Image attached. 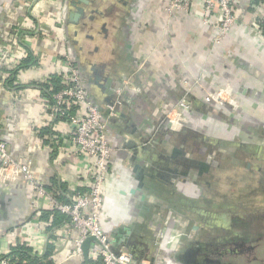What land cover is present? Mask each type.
I'll use <instances>...</instances> for the list:
<instances>
[{"label":"crops","instance_id":"0c3cea01","mask_svg":"<svg viewBox=\"0 0 264 264\" xmlns=\"http://www.w3.org/2000/svg\"><path fill=\"white\" fill-rule=\"evenodd\" d=\"M60 1L47 0L52 8L47 6L46 10L57 11ZM63 1L66 6L67 35L74 38L76 29L79 34L76 36L80 37L79 43L72 41L70 44L75 61L81 71V61L89 71L91 64L97 60L106 62L104 75L114 78L116 98V90L127 79L126 76H131L134 64L146 63L143 71L134 76L133 82L129 81L122 92V120L117 117L110 123L116 146H120L122 138L139 142L145 139L156 128L158 118L155 112L163 106L165 109L174 106L190 85L189 98L193 111L189 116L199 120L195 122V127L199 124L198 129L202 132L205 130L220 138L238 137L241 131L235 124L236 119L251 122L259 121V118L264 120V40L257 33V25L261 29L264 25V11L259 9L260 5L264 8V0L259 4L256 0H235L239 14L237 25L225 39L217 42L213 39L212 24L218 22V10L213 12V19L210 20L213 23L206 24L199 0H193L188 10L177 12L172 20L165 11L167 0H116L113 4L116 18L111 23V31L109 28L110 37L105 39L99 35L96 40L102 50H105L104 44L107 46L106 52L101 51L100 59L89 55L94 43L81 40L83 25L80 15L75 21L70 19L72 14H81L80 11L88 4L80 0H77V5L73 4L74 0ZM21 3V0H0L2 19L8 21L19 17ZM94 7L102 9L98 3ZM104 13L103 20L107 15L106 11ZM102 22L107 24L106 21ZM54 23L52 20V30H56ZM119 30L122 31L120 35ZM115 32L117 34L114 36ZM35 45L38 47L40 42ZM40 48L44 51L43 47ZM124 55L128 61L120 58ZM30 56L33 57L32 62L24 67L23 63ZM30 56L23 59L21 67L24 69L19 77L25 89L24 95L13 91L0 94V132H3L0 137L9 141L11 154L16 159L32 163L37 177L46 186L57 178L67 184L69 194L75 185L84 181L80 166L83 163H79L63 146L61 136L65 124L51 117L44 104L45 94L39 82L41 76L46 74V65L38 61L31 49ZM13 80L9 82L10 86H13ZM90 83L92 85V81ZM98 83L99 86L105 84L104 81ZM225 83L233 84L238 90L242 109L237 114L229 108L226 115L221 114V117L211 109L206 111L203 95ZM100 89L97 93L102 103H97L105 109L110 103L106 101L108 95L104 89ZM89 90L94 97L93 90ZM46 127L52 128L55 133L49 143L39 135L41 129ZM174 140L170 137L165 143L169 147ZM186 141L190 157L195 158L203 153L197 149L195 137L188 135ZM164 145L156 144L152 150L143 148L136 160L130 158L131 150L115 149L102 213V223L110 233L114 246H124L137 260L153 264H183L182 255L196 249L200 253L223 258L226 264L231 260L252 264L260 258L264 259V208H261V200L235 198L225 201L218 196L217 193L222 190L246 189L222 181L224 169L221 167L215 171L221 174L222 180L215 182H198L194 177V168L187 176L178 175L172 180L160 178L151 171V166L161 161L159 156L163 154ZM136 163L140 165L137 169L141 173L139 176L133 171ZM138 177L144 178L142 189H138L141 182ZM14 184L16 186L0 181V232L9 230L12 233L10 241L4 240L3 249L11 252L13 247L22 244L20 227L24 225L23 229L32 230L38 240H48L47 245L54 246L53 264H85L84 258H77L73 254V237L76 233L68 237L60 236L61 227L48 231L50 223L45 224L39 218V209L46 210L47 205H35L34 192L23 181ZM130 229L132 241L128 232ZM162 231L165 233L164 239L156 244ZM239 242L249 246V252H239ZM46 248L45 245L44 251ZM89 259V264L90 261L98 262L90 252Z\"/></svg>","mask_w":264,"mask_h":264},{"label":"built area","instance_id":"2783aa9c","mask_svg":"<svg viewBox=\"0 0 264 264\" xmlns=\"http://www.w3.org/2000/svg\"><path fill=\"white\" fill-rule=\"evenodd\" d=\"M21 1L20 15L18 14L19 17L15 19L3 20L0 10V18L3 20L0 22V92L13 91L16 94L22 92L21 95H24L25 89L22 88L23 83L19 77L24 69L21 67L22 61L30 56V49L38 61L41 63L43 61L44 66L46 65V74L39 79L41 86L45 82L50 83L55 77H60L61 88L50 97L45 95L43 101L51 117L64 122L65 129L61 136L63 146L77 158L79 163H83L80 166L83 168L82 172L85 177L84 181L75 185L72 193L67 195L69 201L61 202L57 200L55 193L49 191L45 183L37 177L32 163L16 159L11 154L10 145L0 140V181L9 184L23 181L33 190L35 205L44 203L47 205L46 210L56 208L68 216V221L61 226L62 230L59 235L67 236L76 233L73 237L75 257L83 259V242L89 236H94L98 241L91 243L89 252L102 264H153L145 260H137L124 246H114L110 233L102 223L110 163L115 149L119 147L113 142L115 135L110 131V123L117 116V107L122 104L121 96L127 87L126 84H129L134 76H138L143 71L146 63L142 61L134 64L131 76H126L127 79L122 81L116 90L115 101L102 109L91 94L83 73L70 50L71 41L66 31L64 1H60L58 10L55 9L52 12L46 10L47 6L52 8L51 2L48 4L47 0ZM199 1L206 24H209L214 10H218V22L212 24L213 39L215 42L225 39L235 29L239 20L236 10L237 2L235 0ZM192 3L193 0H167L165 11L169 20H172L177 12L188 10ZM259 9L264 11L262 5ZM52 20L55 22L56 30L50 28L53 26ZM30 21H32L31 24ZM257 29L258 35L264 40L263 29L259 24ZM38 42L40 45L34 49L33 44ZM40 46L44 51H41ZM11 80H13V86L9 85ZM191 88L190 85L188 91L179 98L177 103L170 109H166V119L172 125L180 127L190 123L189 93ZM203 100L214 106L242 109V104L238 99V90L230 83H225L220 88L205 93ZM80 186L86 190H79ZM39 210L41 213L45 209ZM22 226L24 225L19 226L22 235L21 243L30 246L34 253L43 254L48 240L46 242L42 239L38 240L32 230H24ZM52 233L54 234V231ZM11 235L9 230L0 232V264H10L7 256L10 252L3 249V244L4 240H11ZM164 236L165 233L162 231L157 237L156 244H159V240H163ZM50 259L54 261V256Z\"/></svg>","mask_w":264,"mask_h":264},{"label":"flooded vegetation","instance_id":"af4514ba","mask_svg":"<svg viewBox=\"0 0 264 264\" xmlns=\"http://www.w3.org/2000/svg\"><path fill=\"white\" fill-rule=\"evenodd\" d=\"M92 1L88 3V5H85L84 8L81 10L79 19L82 20L80 22H81V25H83V27L84 25H86V30L82 32L81 34V40H85L87 42L90 41L91 43H94V45L92 46L93 48L89 50V55L95 57L96 59L98 58L100 59L102 46L96 43L97 37L101 35L103 38L108 39L110 37V31L107 28L105 22L100 23L99 29L97 30L94 29V25L92 24L98 21L97 19H101L102 17H105V13L102 9H98L96 7L93 8L94 4H97V0H95L94 2ZM87 21L90 23L86 24ZM92 31H95L97 35H95V33H93ZM117 32H119V35L122 33L121 30ZM76 34H77V31L75 29L73 33L74 38L69 36L70 41L71 42L73 41V43H77V42L79 43L80 41L79 39L80 37L77 38L79 34H77V36ZM116 34L117 33L115 32L114 36ZM120 58L127 60L126 55ZM81 66H82V71L84 72L83 76H85V79L88 83L89 88L93 90L95 101L101 104L102 102L99 97L100 95L97 92L98 90H102V89H100L101 87L99 86L98 82L103 81L102 78L105 77L104 74H105L107 63L97 60L95 64L94 63L91 64V68H92V69L90 68L91 71L84 68V64L82 61H81ZM90 81H92V85L91 83L89 84ZM104 86H106V83L104 84ZM115 99H116V96H114L113 101H115ZM189 100L191 104V110L189 111V113L191 114V112L193 111L192 109L193 104L190 98ZM123 104H124V100H122V104L119 105L116 110L117 116L115 118L119 117L118 118L119 120H122L120 116H123V114H121ZM204 105H205L206 111H210L211 109L216 112L217 116H221V117H222V115H220L221 112L226 114V110H229V106H225V107L217 106V105L214 106L209 103H206L205 101H204ZM163 107L164 108H159L157 112H155V110H151L152 112L157 113L155 115H157V118H158L157 120H159L158 122L159 130L158 131L153 130L151 134L150 133L147 134L145 138L146 140L144 139L145 143L143 144L144 148L149 147L151 150L153 149L154 146H156V144L157 145L160 143L165 144L163 146V152H162L163 154L159 156L161 158V161L160 160L156 161L157 163V164L155 163L156 166H151L152 172H155L157 176H159L160 178H163L166 180H172V178L176 177L177 175H180L179 171L183 169L188 170V168L186 167L188 162L185 161V156L183 154L180 153L176 157L170 158L168 157L166 152L170 149H173L174 147H178L184 152H188L187 151L188 142L186 141V139H187V136L189 135L190 138L192 136L195 137L194 143L197 149L199 150V152L203 151L202 154L198 155V157H195V158L197 160L204 161L208 164V166L204 167L203 169L194 168L196 169V171L194 172L195 180H197L198 182H202V183H209L210 181L215 182V181L220 180L221 178H219L218 180H215V177H216L215 170L221 167L222 169H224V174H227L228 171L226 170V168L228 166L226 162H230L229 163L230 169L231 167L232 169L236 168L240 170H242L243 168L245 172L256 171L259 174H261V178L258 180L259 183L257 184L259 186L252 185L250 182H247L248 178H244L245 184L243 185V187L249 188L251 189V191H253L254 190L253 187H255L256 191L252 193L244 192L243 193L244 196L240 199L238 198V196L242 195L240 191H238V193H234L232 196L228 194L224 196L222 194L217 193L218 196L220 197L224 196L223 199L225 201L234 200L235 198L239 200L241 199L248 200V197L252 196L251 194L258 195L264 192V146H263L264 136L263 135L261 136V133L262 132L264 133V120H262V118H259L260 119L259 121L256 119L255 121H252V122L249 120H243L240 118L236 119L235 124L239 126V129L241 131L240 136L238 137L230 136V137L220 138V137L210 135L205 130L203 132L200 131L198 129L199 124H197L198 127L197 126L195 127V122L199 120L193 117V115H191L193 118L191 119L189 124H185L180 127H177L173 124L174 125L173 126L172 123H170L168 119H166L167 110L165 109V106ZM232 110L235 111L234 113H237V114L239 113V111L236 109H232ZM131 114L132 113H130V116H132ZM250 130L253 133V135L251 136L249 133ZM119 135L122 138V135L121 134ZM170 137L175 138V140L174 142L172 141V143H170L168 147L167 143H165V140H167ZM247 137L249 138V140L253 142H249V143L244 142V139ZM125 140H128V139L125 138ZM123 143H124V139L122 138L120 146ZM250 154L252 155L250 156ZM179 165H183V167L185 166L186 168H183L182 166L180 167ZM189 173H190V170H189ZM228 184L230 185L235 184L236 186L239 183L237 184V183L231 182ZM233 191H235V189H233ZM254 198L251 197L249 199L254 200ZM239 243H241V244L237 243L238 244L237 250L239 252L241 253L249 252L248 251L249 246L244 245V243L242 242H239ZM227 264H243V262L237 261V260H231V261H228Z\"/></svg>","mask_w":264,"mask_h":264},{"label":"trees","instance_id":"16d2710c","mask_svg":"<svg viewBox=\"0 0 264 264\" xmlns=\"http://www.w3.org/2000/svg\"><path fill=\"white\" fill-rule=\"evenodd\" d=\"M261 0H256V3L259 4ZM264 33V25L262 27ZM31 57V56H30ZM32 58H28L24 63V67L29 65L32 62ZM42 89L46 96H52L54 92H57L61 88V78L55 77L51 80L50 83L45 82L42 84ZM39 135L42 139H44L47 143H49L51 137L55 135L52 128L46 127L42 128L39 132ZM49 138V139H48ZM46 188L55 193L57 200L61 202H68L69 197L67 196V192L69 191L67 184L57 178H54L50 184V186H46ZM79 190L85 191L86 188L80 187ZM72 193V192H71ZM41 220L47 222L49 226H47L48 231H52L54 228L61 227L66 221H68V216L56 208L49 210H42L40 213ZM47 224V225H48ZM53 235V234H52ZM47 248L43 254H37L33 252V249L26 244H19L11 250V252L7 255L10 264H53L54 261L50 259L52 254H54V246L51 244L46 245ZM91 264H102L101 261L97 263L94 261H90Z\"/></svg>","mask_w":264,"mask_h":264},{"label":"water","instance_id":"95a60500","mask_svg":"<svg viewBox=\"0 0 264 264\" xmlns=\"http://www.w3.org/2000/svg\"><path fill=\"white\" fill-rule=\"evenodd\" d=\"M80 1H84L87 4L90 2L89 0H80ZM73 4L77 5V0H74ZM79 15H80V13L76 14V15L72 14L71 17H70L71 21H75V19H77ZM102 80L106 83V86H104V85L100 86L103 89L105 88L104 92L108 95L107 98H106V101L109 102V103H113V96H114L113 83H114V78L111 77V76H105L104 78H102ZM155 129L156 128H154V130ZM5 133H6V131H5ZM1 135H3V132L2 133L0 132V136ZM123 139H124V143L120 146V148L126 149V150H131L133 153L131 154L130 158L131 159H135V160L138 159L139 154L141 153V151L144 148V145H143L145 143L144 138H142L140 140V142L138 140H135V139H128V140H125V138H123ZM0 140H3L5 142H9L7 139H5L3 137H0ZM166 153H167L168 157H170V158H174L180 153L185 156V161L188 162V164L186 165L188 170H184V169L181 170V171L177 170V171H179L180 175H188L189 174V170L193 169V168L203 169L204 167L208 166V164L206 162L200 161V160H197L196 158L188 156L187 152H184L183 150H181L178 147H174L173 149L168 150ZM139 166L140 165L136 163L135 166H134V169H133V171L136 172V174L138 176L141 174V173H139L137 171ZM179 166L183 167V165H179ZM186 167L184 166L183 168H186ZM176 169H178V168H176ZM139 179H140L141 182L138 185V189H142V188H144V178L140 177ZM3 183H7L8 184V182H3ZM11 186H16V184L12 183ZM145 196H146V194H144L143 198H145ZM128 232L130 234V241H132V237H131L132 230L130 229V230H128ZM93 241H98V240L94 236H89L83 242L82 250H83V258H84L85 264H89V260H90L89 259V251H90L91 243ZM130 243H132V242H130ZM181 259L183 260L182 261L183 264H226L220 258L212 257L209 254L200 253V251L197 250V249L196 250H192V252H190V251L186 252L185 254L182 255Z\"/></svg>","mask_w":264,"mask_h":264},{"label":"rangeland","instance_id":"374dc122","mask_svg":"<svg viewBox=\"0 0 264 264\" xmlns=\"http://www.w3.org/2000/svg\"><path fill=\"white\" fill-rule=\"evenodd\" d=\"M115 2H116V0H97V3L102 7V9L104 10V12L105 11L107 12V15H106V19L104 18L105 20L99 19L97 21V23H95L94 28L96 30L99 29V25H100V23L102 21H106V23H107L106 25H107L108 29L110 28V31H111V25H112L111 23L114 22L115 21V18H116V13L113 12V9L116 10V8L113 5ZM85 30H86V25H84V27L82 28V32H84ZM90 46H91V44H90ZM90 46H88V48H90ZM33 48L34 49L36 48V45L35 44H33ZM104 48H105V50H102V53L107 51L106 44H104ZM221 114H224V113L221 112L220 115ZM158 122H159V120H156L155 121V124H156L155 125L156 126V129L155 130H157V131L159 130V124H158ZM249 133H250V136L253 135V133H252L251 130L249 131ZM262 135L264 136V133L263 132L261 133V136ZM244 142L249 143V142H253V141L249 140V138L247 137V138L244 139ZM226 163H227V166H228L226 168V170L228 171V173L223 175L224 180L221 179L222 181H225V183H231V182L237 183V184L239 183L238 186L240 188H243V185L245 184V182H244L245 179L244 178H248L247 182H250L252 185L259 186L257 184L259 183L258 180L261 178V174H259L256 171L245 172L243 170V168H242V170L233 168L234 169L233 170L232 167H231V169L229 168V166H230L229 163L230 162H226ZM219 178H221V175L216 173L215 180H218ZM253 188H254L253 191H251V189H249V188L241 189V190H235V191H233V190H222V192H220L219 194H222L224 196L226 194H228V195L232 196L234 193H238V191H240V193L242 194L241 196H238V198L240 199V198H242L244 196V194H243L244 192H246V193L247 192L248 193H252V192L256 191L255 187H253ZM251 195L252 196H249L248 199L251 198V197L252 198L255 197L258 200H261V202H262L261 208H264V192H262V194H258V195H253V194H251ZM262 248L264 250V244H263ZM263 253H264V251H263ZM263 256H264V254H263ZM262 258H264V257H262ZM252 264H264V259H261L260 258V260L254 261Z\"/></svg>","mask_w":264,"mask_h":264}]
</instances>
